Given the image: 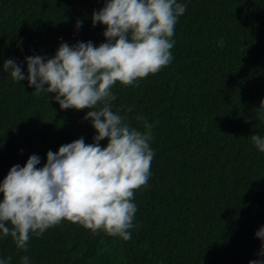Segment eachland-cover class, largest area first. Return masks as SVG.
Masks as SVG:
<instances>
[{"label":"trees","instance_id":"obj_1","mask_svg":"<svg viewBox=\"0 0 264 264\" xmlns=\"http://www.w3.org/2000/svg\"><path fill=\"white\" fill-rule=\"evenodd\" d=\"M172 62L138 86L113 87V111L138 130L153 124L155 155L148 186L135 193V228L128 241L63 221L27 251L0 238L10 264H249L264 243V137L256 109L264 100V0H177ZM105 0H0V182L32 154L43 167L49 150L96 130L87 110L60 108L55 93L34 94L28 80L3 70L14 60L27 76L26 57L51 58L62 42H106L92 24ZM82 21L80 28L77 21ZM123 106V108L121 107ZM132 111L128 112L127 109ZM106 146L107 139L102 140ZM3 193H0V200Z\"/></svg>","mask_w":264,"mask_h":264},{"label":"clouds","instance_id":"obj_2","mask_svg":"<svg viewBox=\"0 0 264 264\" xmlns=\"http://www.w3.org/2000/svg\"><path fill=\"white\" fill-rule=\"evenodd\" d=\"M186 5L177 0H105L92 14V24L106 26V42L74 45L62 42L55 55L26 57L27 76L12 59L3 70L13 81L28 80L34 94L55 93L63 110H87L96 135L86 144L81 137L49 150L43 167L32 154L21 167L13 165L0 182V238L11 237L18 250L27 251L32 235L41 237L48 229L69 221L111 237L131 239L136 227L135 193L148 186L155 152L150 146L153 124L144 117L143 131L133 127L127 115L114 112L117 99L113 87L138 86V81L156 74L173 59L172 39L178 18ZM82 21H77L80 28ZM123 108V106H121ZM128 112L132 109L128 108ZM264 122V100L256 109ZM107 139L106 146L101 141ZM255 147L264 152V137L252 134ZM256 236L264 241V227ZM260 256L264 257V243ZM12 257L0 259L10 264ZM30 258L21 257V264ZM249 264H264V259Z\"/></svg>","mask_w":264,"mask_h":264}]
</instances>
